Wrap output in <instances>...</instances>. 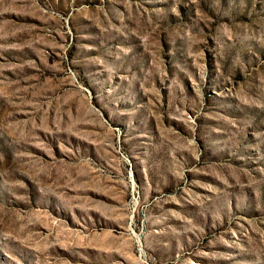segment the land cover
<instances>
[{
  "label": "rangeland",
  "instance_id": "374dc122",
  "mask_svg": "<svg viewBox=\"0 0 264 264\" xmlns=\"http://www.w3.org/2000/svg\"><path fill=\"white\" fill-rule=\"evenodd\" d=\"M0 264H264V0H0Z\"/></svg>",
  "mask_w": 264,
  "mask_h": 264
}]
</instances>
